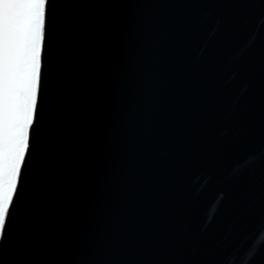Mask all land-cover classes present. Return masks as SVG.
Returning <instances> with one entry per match:
<instances>
[{
  "label": "water",
  "instance_id": "95a60500",
  "mask_svg": "<svg viewBox=\"0 0 264 264\" xmlns=\"http://www.w3.org/2000/svg\"><path fill=\"white\" fill-rule=\"evenodd\" d=\"M0 264H264V0H50Z\"/></svg>",
  "mask_w": 264,
  "mask_h": 264
},
{
  "label": "snow or ice",
  "instance_id": "6c2138e0",
  "mask_svg": "<svg viewBox=\"0 0 264 264\" xmlns=\"http://www.w3.org/2000/svg\"><path fill=\"white\" fill-rule=\"evenodd\" d=\"M50 0H0V233L30 146L43 78Z\"/></svg>",
  "mask_w": 264,
  "mask_h": 264
}]
</instances>
